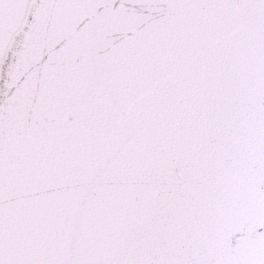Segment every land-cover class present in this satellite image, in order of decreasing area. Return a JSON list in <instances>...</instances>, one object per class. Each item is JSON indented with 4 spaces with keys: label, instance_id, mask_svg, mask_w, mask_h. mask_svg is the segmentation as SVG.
Masks as SVG:
<instances>
[{
    "label": "snow or ice",
    "instance_id": "1",
    "mask_svg": "<svg viewBox=\"0 0 264 264\" xmlns=\"http://www.w3.org/2000/svg\"><path fill=\"white\" fill-rule=\"evenodd\" d=\"M0 264H264V0H0Z\"/></svg>",
    "mask_w": 264,
    "mask_h": 264
}]
</instances>
